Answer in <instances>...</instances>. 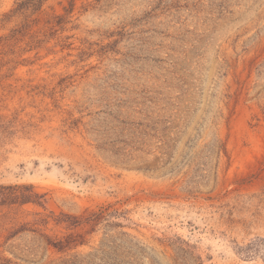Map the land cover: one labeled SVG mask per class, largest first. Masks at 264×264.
Here are the masks:
<instances>
[{"label": "rangeland", "instance_id": "374dc122", "mask_svg": "<svg viewBox=\"0 0 264 264\" xmlns=\"http://www.w3.org/2000/svg\"><path fill=\"white\" fill-rule=\"evenodd\" d=\"M0 186L9 264H264V0H0Z\"/></svg>", "mask_w": 264, "mask_h": 264}, {"label": "trees", "instance_id": "16d2710c", "mask_svg": "<svg viewBox=\"0 0 264 264\" xmlns=\"http://www.w3.org/2000/svg\"><path fill=\"white\" fill-rule=\"evenodd\" d=\"M22 188L25 191L31 190V187L24 186ZM15 189L16 188L0 186V205L8 201L19 202L21 204L27 203V202H35L36 199L41 198V196L27 193V192L24 193L23 191L20 194H16ZM96 218L100 219L101 218L100 214H98ZM56 222L58 224H62V223L65 224V228L67 229L76 228L82 223L79 217L65 215V214L62 215V217L58 218ZM45 237H46L45 240L48 246L53 247L58 252H63V253L76 248V246L86 243L85 240H83V238L79 234H73V233H70L56 240H52V238L48 236H45ZM9 263H10V260L0 257V264H9ZM57 264H80V261L77 258V255H71L67 259H62Z\"/></svg>", "mask_w": 264, "mask_h": 264}]
</instances>
